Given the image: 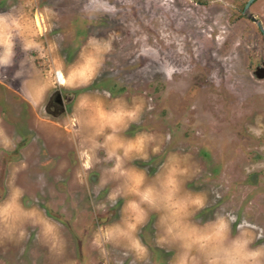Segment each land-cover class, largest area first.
Masks as SVG:
<instances>
[{"label":"rangeland","instance_id":"rangeland-1","mask_svg":"<svg viewBox=\"0 0 264 264\" xmlns=\"http://www.w3.org/2000/svg\"><path fill=\"white\" fill-rule=\"evenodd\" d=\"M247 2L0 0V264L264 251V0Z\"/></svg>","mask_w":264,"mask_h":264},{"label":"flooded vegetation","instance_id":"flooded-vegetation-1","mask_svg":"<svg viewBox=\"0 0 264 264\" xmlns=\"http://www.w3.org/2000/svg\"><path fill=\"white\" fill-rule=\"evenodd\" d=\"M66 97L67 96H65L62 92H60L58 90L55 91L51 95V98L49 99L48 105L45 106V111H47V112L50 111L52 113V116H51L52 118L59 119L61 116L64 115V113L67 110V107H66L67 105L64 104V100H65ZM69 102L70 101H68L67 103L69 104ZM74 120L75 119H73L72 121H74ZM39 138H40V136H39V134H37L35 139L38 140V142L41 143L42 141Z\"/></svg>","mask_w":264,"mask_h":264},{"label":"clouds","instance_id":"clouds-1","mask_svg":"<svg viewBox=\"0 0 264 264\" xmlns=\"http://www.w3.org/2000/svg\"><path fill=\"white\" fill-rule=\"evenodd\" d=\"M138 109L133 110L132 112L129 113L130 116L135 117L137 114ZM250 131H253L252 129H250ZM257 136L260 135L259 132L255 133ZM148 197L146 196L145 199H147ZM197 204H200L201 207H203V203L200 199L196 200ZM220 227L223 228L224 227V223L223 221H221ZM20 237L23 238L24 237V233L21 232L20 233ZM262 248H264V246H262ZM264 256V251H261L260 249H256V250H252L248 253L247 257H246V261L250 262V264H262L261 262V257Z\"/></svg>","mask_w":264,"mask_h":264},{"label":"water","instance_id":"water-1","mask_svg":"<svg viewBox=\"0 0 264 264\" xmlns=\"http://www.w3.org/2000/svg\"><path fill=\"white\" fill-rule=\"evenodd\" d=\"M256 1H257V0H248V2H247L246 5H245V13H247V12L249 11L250 7H251ZM251 20L257 24L258 28L260 29L261 33H262L263 36H264V26H263V24H262L261 22H259V21L256 19L255 16H252V17H251Z\"/></svg>","mask_w":264,"mask_h":264},{"label":"built area","instance_id":"built-area-1","mask_svg":"<svg viewBox=\"0 0 264 264\" xmlns=\"http://www.w3.org/2000/svg\"><path fill=\"white\" fill-rule=\"evenodd\" d=\"M60 72H56V78L59 77V74ZM57 81H58V78H57ZM59 82V81H58Z\"/></svg>","mask_w":264,"mask_h":264}]
</instances>
